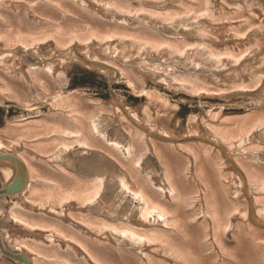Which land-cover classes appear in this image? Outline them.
Wrapping results in <instances>:
<instances>
[{"label":"bare ground","instance_id":"6f19581e","mask_svg":"<svg viewBox=\"0 0 264 264\" xmlns=\"http://www.w3.org/2000/svg\"><path fill=\"white\" fill-rule=\"evenodd\" d=\"M255 3L0 0V105L51 100L0 124V196L15 200L0 255L21 264H264V10ZM103 9L110 22L90 18ZM148 23H169L176 38L144 30ZM73 62L107 77V100L89 108L75 90L61 91ZM149 81L200 99L254 91L258 107L223 124L219 111L193 114L178 133L167 125L176 107ZM114 83L144 94L141 105L111 91ZM105 122L128 142L103 131ZM73 146L90 152L87 175L72 169ZM147 154L160 179L145 171ZM22 178L25 188L11 190Z\"/></svg>","mask_w":264,"mask_h":264},{"label":"rangeland","instance_id":"374dc122","mask_svg":"<svg viewBox=\"0 0 264 264\" xmlns=\"http://www.w3.org/2000/svg\"><path fill=\"white\" fill-rule=\"evenodd\" d=\"M255 1L256 5H260V8L264 10V0H253ZM105 9V8H104ZM102 10V13L100 15L94 14L91 15L90 18L96 19L99 22L107 23L110 22V18L113 16L111 15L112 12L109 10L108 12L106 10ZM121 16H118L120 18ZM109 18V19H108ZM0 23L2 21L0 20ZM50 23V22H48ZM264 23V22H263ZM132 24V21L127 20V24L124 26H130ZM149 24V23H148ZM168 25L166 27H159V26H153L151 24L145 25L144 30H153L158 35H160L163 39L169 38L173 39L176 38V33H173V31L169 30L171 25L167 23ZM133 27V26H131ZM139 26H134L133 28H136ZM152 28V29H150ZM250 33L252 34L254 29H249ZM92 38V39H90ZM88 38V40L94 43L96 41V38L91 36ZM244 40V39H243ZM53 41V38L48 39L47 43H51ZM3 43V40L0 38V46ZM250 51V50H249ZM251 52V51H250ZM250 55V54H249ZM205 56V55H204ZM249 60L248 58L242 59L241 65H244ZM238 65L239 67H242L240 70V74L242 75H248L247 77H250L253 75V71L251 68H247L244 66ZM238 67V68H239ZM229 68V66H227ZM222 72H228L229 69L221 70ZM229 78H234L235 75L231 73V75L228 76ZM245 77V76H244ZM67 83L64 86V88L61 89L63 93H67V91H76L77 94L81 97V99L85 100L86 105L94 106L96 100H107L110 97V91L107 89L108 80L107 77L99 73L95 70H89L81 65H79L76 62L71 63L68 66L67 70V76L66 79ZM147 87L155 88L157 92L161 94V96L168 101V103L176 107L177 111L175 116L170 120V122L167 124L168 127L178 133H184L186 132V119L188 116L196 114L198 115V118L202 121L203 119L207 118V113L209 111L211 112H217L219 111V114L222 115L221 119H219L220 123H226L227 121L224 120V118L233 116V115H240L249 112L250 110L254 109L256 110L258 105L251 101L249 98L251 95H253L254 91H252V94H243L241 93V90H229L228 92H225L223 94H219L217 96L209 95L204 98H198V97H189L185 95V93H178L172 90H165L163 88H160L158 84L154 85V81H149L147 84ZM27 87L26 90L31 93V88ZM39 88V87H38ZM111 91H113L115 94L120 95L122 98H124L130 106H136L141 105V100H143L144 94L136 95V93H132L125 85L122 83H114L112 84ZM29 94V93H28ZM51 100L46 101H38L37 105H34L30 108H24L21 106H18L14 104L13 102H9L7 104L0 105V124L2 122V118L5 114L8 116L10 115H31L33 116L34 111H45L50 108ZM87 106V107H88ZM210 117V116H209ZM216 119V118H215ZM214 124V123H213ZM217 125V124H214ZM103 131L107 132L112 137L116 139H120L122 143L126 144L128 142V136L126 131L122 132L118 130L115 126L111 125L108 122H105V124L102 126ZM257 137L258 132H254ZM202 134V132H201ZM56 134H48L47 138L55 137ZM71 157L74 158L75 162L73 161L72 165L74 166L73 171L79 174H86V172H89V166L91 165L90 162V152L82 151V148L79 146H73L71 150L69 151ZM145 161L148 163L147 167H145V171L147 173H150L154 176H158L159 179L162 176V171L159 167V162L156 160L153 156L150 154H147L145 157ZM66 166V165H65ZM89 170V171H88ZM7 179L1 175L0 173V188L3 187V185L6 184ZM116 193V190L114 191V194ZM126 201L129 202V198L126 197ZM15 202L14 198L10 199L8 196L2 195L0 196V230H4L5 228H8L9 226L13 225V221L9 218V203ZM130 204L133 205V203ZM136 213V212H135ZM69 222V224H73L71 226H78L79 228H84L83 225L77 223L76 221H73L70 218H66ZM66 226V225H65ZM70 233L77 234L74 230L71 229ZM6 243L7 240L5 239ZM9 249V247H7ZM82 249H78V252L81 254ZM82 255V254H81ZM79 256V255H78ZM79 258V257H78ZM78 258L76 260H78ZM80 259V258H79ZM0 263L1 264H21L18 261L9 259L5 256L0 255ZM90 264V261H88Z\"/></svg>","mask_w":264,"mask_h":264},{"label":"water","instance_id":"95a60500","mask_svg":"<svg viewBox=\"0 0 264 264\" xmlns=\"http://www.w3.org/2000/svg\"><path fill=\"white\" fill-rule=\"evenodd\" d=\"M22 164V163H21ZM18 168H19V170H20V172L22 173V175H24L23 174V171H22V168H23V170H24V172H25V169H24V166H23V164H22V168L20 167V166H18ZM25 175H26V173H25ZM24 186H25V180H24V178H22V180H21V183H20V186H11V190L12 189H14V187H18V189L17 190H21L22 188H24ZM16 189V188H15ZM11 192V191H10Z\"/></svg>","mask_w":264,"mask_h":264}]
</instances>
